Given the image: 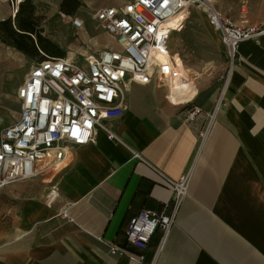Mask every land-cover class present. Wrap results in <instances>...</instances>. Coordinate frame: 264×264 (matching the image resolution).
Masks as SVG:
<instances>
[{"label": "crops", "instance_id": "1", "mask_svg": "<svg viewBox=\"0 0 264 264\" xmlns=\"http://www.w3.org/2000/svg\"><path fill=\"white\" fill-rule=\"evenodd\" d=\"M15 1L0 0V20L15 15ZM243 1L229 0V13L215 5L236 23L261 24L264 1L253 21L243 18ZM239 53L228 81L221 63L214 85L197 78L183 99L185 90L172 87L170 101L156 78L132 83L125 113L106 122L117 139L98 128L95 142L70 146L65 163L41 164L36 176L0 188V264H264V36L242 42ZM19 54L0 38V141L21 114L24 82L7 80ZM177 105L202 112L189 121ZM183 175L189 187L175 222L167 233L156 230L144 259L112 253V244L126 245L133 216L172 211L167 178ZM53 188L58 196L49 204Z\"/></svg>", "mask_w": 264, "mask_h": 264}, {"label": "built area", "instance_id": "2", "mask_svg": "<svg viewBox=\"0 0 264 264\" xmlns=\"http://www.w3.org/2000/svg\"><path fill=\"white\" fill-rule=\"evenodd\" d=\"M191 6L205 13L220 36L227 64L223 80L228 81L241 61L240 44L264 36V22L236 23L211 0H124L99 8L93 16L96 28L112 37L118 48L104 49L84 62L71 56L47 57L32 65L18 89L20 118L1 136L0 188L36 176L41 164L52 168L65 163L70 146L95 142L98 128L106 130L110 139H117L106 122L125 113V92L132 83L149 84L156 78L168 88L169 100L178 83L196 86L195 76L178 63L170 49L174 32L182 29L185 21L176 28L173 23ZM69 19L74 27L84 28L81 18L71 15ZM185 112L186 119L193 121L202 109L191 106ZM135 157H140L139 153ZM167 182L173 190L172 211L143 210L133 216L125 232L126 245L112 244V253H127L141 262L156 230H170L187 195L189 175L167 178ZM57 196L53 188L48 203Z\"/></svg>", "mask_w": 264, "mask_h": 264}, {"label": "rangeland", "instance_id": "3", "mask_svg": "<svg viewBox=\"0 0 264 264\" xmlns=\"http://www.w3.org/2000/svg\"><path fill=\"white\" fill-rule=\"evenodd\" d=\"M33 1L36 6L35 16L39 24L38 28L42 36L59 46V48L65 52L63 57L71 56L78 62H84L89 56H98L104 49L118 48L112 37L107 35L103 30L96 28V22L93 16L96 10L105 7V3L112 2L111 5H116L122 3L124 0H80L81 4L72 16L81 18L84 22V28H76L72 25L69 19L71 15L61 11L60 5L62 0ZM228 1L229 0H225L224 7H222L213 0V2L226 13H229L226 7ZM263 1L264 0L243 1L242 5H246L243 11V16L245 17L243 18H247L250 21L256 18L261 19ZM21 2L15 1V14ZM188 11L182 12L181 17L173 23V26L176 28L178 24L186 20L184 22V28L180 32L174 33L170 40L171 52L180 54V56L177 55L176 58L178 63L184 68L187 66L195 71L201 72L202 76L194 72L191 73L196 79L201 78L199 79V84L208 85L213 83L214 85L219 78L220 73L218 70L221 63L224 65L222 72L220 71L221 75L226 73L227 64L222 48L211 31L205 13L194 6L189 7ZM12 19H15V15L12 16ZM263 22L264 18H262L261 23ZM41 52L44 51H40V55L36 57L28 56L23 53L19 54V59L15 64L16 72L13 77L7 80H12L15 86L22 84L32 65L37 62L41 56H49L45 52L44 54ZM194 87L195 85L193 84L185 86L183 89L185 91L182 92L180 98H186L191 94V90H193ZM176 107L180 114L185 110L184 105H177ZM16 219L17 210L15 208V222Z\"/></svg>", "mask_w": 264, "mask_h": 264}, {"label": "trees", "instance_id": "4", "mask_svg": "<svg viewBox=\"0 0 264 264\" xmlns=\"http://www.w3.org/2000/svg\"><path fill=\"white\" fill-rule=\"evenodd\" d=\"M80 4V0H62L61 11L72 15L77 11ZM35 11L36 6L33 0L22 1L14 20L12 17L0 20L1 40L28 56L36 57L40 55V51H44L49 55L41 56L38 61H42L47 57H63L65 52L55 43L42 36L38 28L39 24ZM44 52L41 53L44 54Z\"/></svg>", "mask_w": 264, "mask_h": 264}, {"label": "bare ground", "instance_id": "5", "mask_svg": "<svg viewBox=\"0 0 264 264\" xmlns=\"http://www.w3.org/2000/svg\"><path fill=\"white\" fill-rule=\"evenodd\" d=\"M22 0H18V2H21ZM212 1V0H211ZM185 11H188V10H185ZM184 12V11H183ZM189 12V11H188ZM183 23V22H182ZM181 24V23H180ZM180 24H178V26L180 25ZM177 27V26H176ZM173 88H175V90H176V92H181L184 88H185V85H183L182 83L180 84V83H178L177 85H176V87H173Z\"/></svg>", "mask_w": 264, "mask_h": 264}, {"label": "water", "instance_id": "6", "mask_svg": "<svg viewBox=\"0 0 264 264\" xmlns=\"http://www.w3.org/2000/svg\"><path fill=\"white\" fill-rule=\"evenodd\" d=\"M15 16H16V14H15Z\"/></svg>", "mask_w": 264, "mask_h": 264}]
</instances>
